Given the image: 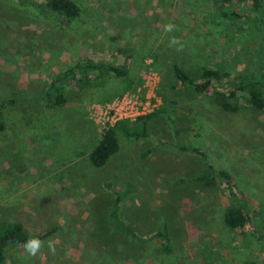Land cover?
<instances>
[{"label": "rangeland", "instance_id": "374dc122", "mask_svg": "<svg viewBox=\"0 0 264 264\" xmlns=\"http://www.w3.org/2000/svg\"><path fill=\"white\" fill-rule=\"evenodd\" d=\"M72 1L80 16L65 23L0 0V100L37 95L78 62L123 65L127 75L96 73L70 84L61 90L62 107L39 102L2 113L0 222L33 234L56 229L35 258L18 246L6 264H264V114L223 113L212 91L198 94L172 76L173 65L197 81L204 68L233 79L258 59L264 65V12L249 1ZM168 24L172 31H165ZM127 92L159 101L145 122L146 137L117 133L118 152L95 169L88 155L105 129L96 105ZM129 124L141 131L142 121ZM205 164L232 176L260 222L224 227L233 201L192 181ZM114 191L123 194L121 220L139 234L166 225L172 255L108 223Z\"/></svg>", "mask_w": 264, "mask_h": 264}, {"label": "trees", "instance_id": "16d2710c", "mask_svg": "<svg viewBox=\"0 0 264 264\" xmlns=\"http://www.w3.org/2000/svg\"><path fill=\"white\" fill-rule=\"evenodd\" d=\"M19 5L33 7L41 14L56 16L63 22L73 21L80 16V8L72 0H15ZM222 4L232 2L249 1L256 12H264V0H212ZM264 28L263 25H260ZM264 41V38H263ZM264 46V45H263ZM114 75L125 77L127 69L125 66H115L109 63L78 62L65 69L50 82V84L37 95L30 98H9L0 100V132L4 131L2 113L6 110L19 109L29 103L44 102L48 107H62L66 98L62 93L70 84L76 86L84 84L86 77L92 74ZM172 76L181 86L192 88L196 93L203 94L212 91L213 101L216 107L223 113L237 115L244 108L253 112L264 114V65L260 59L251 64L245 75L229 79V74L221 70L204 68L201 71L199 80L192 76L178 65H173ZM100 78V77H98ZM97 78V79H98ZM155 114L139 119L142 121L141 131L130 127L129 122H118L115 125L105 128L102 131L99 141L88 155L89 164L100 169L106 166L108 160L119 150L117 133L126 138L146 137L145 122ZM179 149L200 157L203 153L196 148L180 146ZM210 191H220L227 195L234 203L226 209L222 221L224 227L229 231H238L246 227L252 220L260 222L259 210L246 198L234 183L232 176L224 170H217L210 164H205L203 172L192 180ZM107 185L106 187H108ZM110 188V187H108ZM114 199L108 210V223L123 237L133 242L157 245L163 255H172L173 249L166 225L161 229L148 234H139L130 225L120 218L123 194L114 191ZM56 229L45 230L38 234L26 231L23 226L16 222H0V264L7 263V252L18 246H24L29 238H36L42 243L50 239ZM248 264H256L254 262Z\"/></svg>", "mask_w": 264, "mask_h": 264}, {"label": "built area", "instance_id": "2783aa9c", "mask_svg": "<svg viewBox=\"0 0 264 264\" xmlns=\"http://www.w3.org/2000/svg\"><path fill=\"white\" fill-rule=\"evenodd\" d=\"M137 95L127 92L107 104L100 106L97 104V109L103 112V114H98L102 125L108 128L118 122H134L152 114L157 109L159 101L153 94H148L145 99H140Z\"/></svg>", "mask_w": 264, "mask_h": 264}, {"label": "clouds", "instance_id": "9594fccd", "mask_svg": "<svg viewBox=\"0 0 264 264\" xmlns=\"http://www.w3.org/2000/svg\"><path fill=\"white\" fill-rule=\"evenodd\" d=\"M174 28V25L168 24L165 25V31H172ZM175 40H173V43ZM41 241L36 239V238H29L25 243H24V250L28 254V256L35 258L37 254L40 252L41 249ZM48 249L49 252L53 255H55V246L51 241L48 243Z\"/></svg>", "mask_w": 264, "mask_h": 264}]
</instances>
